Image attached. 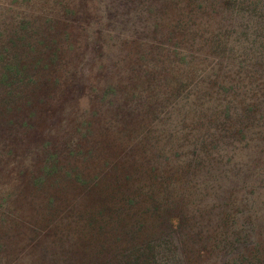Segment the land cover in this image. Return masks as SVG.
I'll use <instances>...</instances> for the list:
<instances>
[{"label":"trees","instance_id":"16d2710c","mask_svg":"<svg viewBox=\"0 0 264 264\" xmlns=\"http://www.w3.org/2000/svg\"><path fill=\"white\" fill-rule=\"evenodd\" d=\"M74 1L80 16L74 17L71 26L82 31L79 35L75 31V38L80 36L93 43L98 58L111 60L108 68L105 67L106 72L103 70L105 79L112 74L109 79L118 78L119 82L127 79L131 81L128 85L132 86L139 74L148 81L149 77L145 75L148 67H138V58L134 66L126 67V58H132L140 50H146L155 60L161 61V68L169 60L179 75L171 81L175 84L172 93L177 92L176 101H180L182 109L188 108L186 118L196 123L193 128L198 126L202 130L204 121L201 119L212 121L208 126L214 132L206 136L212 139L210 144L217 142L219 136L236 137L237 141L242 138L238 129L231 133L232 113L235 112L230 113V103H224L229 97L236 98L244 110L242 104L246 98L233 93L240 87L254 86L255 83L234 85V81H242V74L249 79L255 74L262 82L254 86L256 89L252 90L249 98L258 100L255 113L264 117V0ZM14 2L11 0V4L15 5ZM57 4L65 8L61 0ZM15 6L19 7L18 4ZM1 21L3 30H0L4 33L0 31V46L9 61L2 63L0 60V88L15 86L17 89L19 85H27L26 71L39 72L38 65L43 69L45 63L39 58L36 61L31 58L40 52L29 42V34L32 33L30 20H17L10 13L3 14ZM93 22L101 28L86 34L85 27ZM71 26L66 21L61 23L60 30L65 34L67 28H73ZM118 29L122 30L121 35ZM128 31L130 34L125 36ZM112 33L119 36L114 39ZM110 40L119 47L121 59L113 60V55L108 56ZM58 48L51 54H55ZM234 88L237 89L228 95L227 92ZM202 89V93H196ZM0 94V107L8 111L22 101L28 105L33 98L31 94H15L8 90ZM201 105L209 106L210 113L198 107ZM198 108L202 109L201 113L196 111ZM252 111L254 113V108ZM180 115L181 112L178 118ZM248 116L242 117L249 121L251 117ZM217 121L226 122L225 128L218 127L221 124ZM240 122L236 120L235 124ZM192 132L185 135L179 147H194L199 135L189 138ZM206 142L173 160L168 168L174 167V170L165 174H157V168L148 167L152 161L142 151L138 154V162L133 160L130 163L123 158L120 170L113 166L102 172L100 178L96 176L97 181L76 176L75 183L79 186H69L67 194L71 195H63L61 200L50 198L45 202L38 196L44 185L50 183L49 177L58 178L53 176L54 168L43 166L33 181L29 173L21 175L20 171L14 172L10 181L14 184L13 194L20 197L24 188L23 193L30 195L25 206L34 221L22 222L19 215L15 219L7 217L11 212L1 204L4 197H0V264H184L182 257L186 256V251L195 254V249L196 252L201 250L200 237L192 238L189 234L194 230L216 233L220 229L219 216L223 218L221 213L229 208L227 205L225 208L217 206V194L212 186L206 203L210 208L206 214L200 215L199 212L197 220L189 215L188 178L203 172L212 176L206 179L207 182L215 184V188L220 186L221 175L217 179L215 177L218 153H214V149L209 151ZM63 178L70 177L67 174ZM65 180V184L73 181ZM33 190L36 196H33ZM242 213L241 209L239 214ZM231 224L235 229L232 218ZM241 224L243 238L255 232L258 235L264 230V224L260 225L256 217H250ZM239 231H232L235 239L240 235ZM183 237H187V241L183 242ZM188 246L191 249L187 250ZM253 251V257L257 258L261 252L259 246ZM194 261H201L200 254ZM254 264L263 263L259 260Z\"/></svg>","mask_w":264,"mask_h":264},{"label":"rangeland","instance_id":"374dc122","mask_svg":"<svg viewBox=\"0 0 264 264\" xmlns=\"http://www.w3.org/2000/svg\"><path fill=\"white\" fill-rule=\"evenodd\" d=\"M57 2L58 0H15V5H19L16 7L11 4V0H0V23L3 14L10 13L17 20H30L32 33L29 34V42L40 52L33 54L37 56L31 58L34 61L39 58L40 62L45 63L43 69L38 65L39 72L32 69L26 71L27 85H19L17 89L15 86L0 88V92L8 90L15 94L21 92L33 95L28 105H24L25 101H22L10 107V111L0 107V181H3L0 197H4L1 204L11 212V216L7 217L15 219L19 215L22 222L34 221L25 206V200H30V195L23 193L24 188L20 197L13 194L14 184L10 181L14 172L20 171L21 175L29 173L33 181L37 179L43 166L54 168L53 176L58 178L49 177L50 183L44 185L38 196L45 202L50 198L61 200L63 195H71L67 194L70 192L69 186H79L75 183L76 176L87 180L94 178L97 181L96 176L100 178L102 172L109 171L113 166L120 170L123 158L130 163L133 160L138 162V154L142 151L152 161L147 166L157 168V174H165L174 170V167L168 168L173 160L185 152H192L194 147L196 149L201 142L207 141L205 145L209 151L214 149V153H218L215 177L217 179L221 175L220 186L216 185L215 188V184L207 182L206 179L212 176L203 172L188 178L189 215L197 220L199 212L200 215L206 214L205 211L210 208V204L206 203L212 186L217 194V206L225 208L227 205L229 208L221 213L223 218L219 216L220 229L216 233H198L194 230L189 234L192 238L200 237L201 250L196 252L195 249V254L186 251V256L182 257L184 264H254L259 260L264 264V230L258 235L255 232L243 238L241 224L250 217H256L260 225L264 224V117L255 113L258 100L249 98L252 90L256 89L254 86L262 82L255 74L250 79L242 74L241 82L234 81V85L250 81L255 83L254 86L247 85L227 92L230 95L237 89L233 94L246 98L242 104L244 110L241 109L242 106L239 107L236 98L228 96L229 99L224 101L230 103V113L233 110L235 112L232 113L231 133L238 129L242 138L237 141L236 137L219 136L217 142L210 144L212 139L206 136L214 132L208 126L212 121L201 119L204 121L202 130L198 126L194 129L196 123L186 118L188 108L182 109L180 101H176L177 92L172 93L175 84L171 81L179 76L173 69L174 64L166 60L161 68V61L155 60L146 50H140L132 58H126V67L134 66V61L138 58V67H148L145 74L149 77L148 81L139 74L132 86L128 85L131 81L127 79L120 82L117 81L118 78L109 79L112 74L105 79L103 70L106 72L105 67L108 68L111 60L106 57L98 58L93 43L80 36L75 38V31L78 35L82 32L71 26L74 17L80 16L77 3L74 0H61V4L65 5L63 8ZM66 21L73 28H67L63 34L60 26ZM143 22L149 25L146 20ZM99 28V24L90 23L85 27V33L91 34ZM0 29L3 30L2 27ZM117 32L120 35L123 33L121 29ZM129 34L128 31L125 36ZM111 35L114 39L119 36L117 33ZM55 40V43H51ZM57 46L58 50L51 54ZM108 46V56L113 55V60L121 59L119 47L114 40H110ZM0 60L2 63L9 61L2 46ZM158 73L161 75L158 76ZM29 79H33L31 83ZM197 91L200 94L203 89L201 92ZM178 96L180 99L181 96ZM198 107L204 108L205 113H210L209 106ZM196 111L201 113L202 109L198 108ZM247 114L251 117L249 121L243 118ZM236 120L242 122L235 124ZM217 122L221 124L218 127L225 128L226 122ZM190 132L189 138L199 135L194 147H179L184 142L185 135ZM167 158L169 161H166ZM190 158L193 159L191 156ZM67 174L70 178H63ZM65 179H73L74 182L65 184ZM54 180L58 182L55 183ZM32 194L36 196L35 190ZM241 209L243 213L239 214ZM231 218L235 221V229H232ZM233 230H240L236 239L232 236ZM181 240L185 242L187 237ZM258 246L261 252L255 258L253 250ZM188 249L191 248L188 246ZM197 254H200V262L194 261Z\"/></svg>","mask_w":264,"mask_h":264}]
</instances>
